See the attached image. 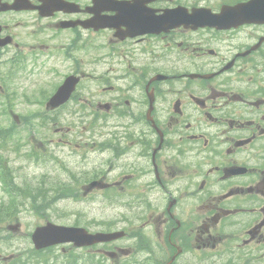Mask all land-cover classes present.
<instances>
[{
	"label": "flooded vegetation",
	"instance_id": "flooded-vegetation-1",
	"mask_svg": "<svg viewBox=\"0 0 264 264\" xmlns=\"http://www.w3.org/2000/svg\"><path fill=\"white\" fill-rule=\"evenodd\" d=\"M66 1L82 11L43 17L34 9L0 10V89L23 73L34 81L46 64L60 79L49 85L54 90L69 75L79 78L60 109L84 104L79 55L94 50V32L102 30L79 23L90 18L91 0ZM13 3L0 0V9ZM187 4L145 3L156 10ZM104 30L97 48L106 49L110 71L124 69L97 84L107 92L106 111L89 107L93 119L108 123V131L94 132L100 157L91 175L109 187V204H120L125 231L108 248L140 246L144 264L170 257V264H264V25L225 31L209 46L186 29L135 39ZM131 45L141 46L136 55ZM131 64L139 74L133 81ZM154 74L168 79L149 83Z\"/></svg>",
	"mask_w": 264,
	"mask_h": 264
},
{
	"label": "rangeland",
	"instance_id": "rangeland-1",
	"mask_svg": "<svg viewBox=\"0 0 264 264\" xmlns=\"http://www.w3.org/2000/svg\"><path fill=\"white\" fill-rule=\"evenodd\" d=\"M94 68H96V65L94 66ZM98 70L103 72L104 70H106V66L99 65L98 63ZM94 72L97 73V71L95 70ZM23 86L24 85L19 86V91H18L19 93L14 97V105H10V110L16 115L24 114V117L28 118L31 114H26V113H28L30 109H35V107L39 108L38 106L39 104H36L34 106L29 104V103L33 104L32 101L36 100L35 93L37 89L35 90L25 89V87ZM2 108L3 107L0 106V110H2ZM9 123H10V119H8V117L5 115L0 114V127L7 130L9 128L8 127ZM60 123L66 125L67 127L75 125L74 123H70L69 121L64 119ZM54 128H56V126H53V129ZM31 133H36V132H31ZM41 134H51V133H49L48 131H43ZM1 141H4L6 144H4L3 147L0 146V166L2 163L7 162L13 170V174L11 173L13 177L10 178L12 182H18L19 184H22L24 187L28 188L29 190L36 192L37 188L39 189L41 187L40 184H37L36 186V184L20 182L27 178L30 179L31 176L35 173H39L36 172L35 169H33L34 167L32 166L31 162L27 161V159H24V158H28L29 156L20 153V149L16 148L14 146L16 144L13 145L9 139L0 138V143ZM62 151L63 150L57 147V154L59 155V157L62 154ZM86 158L87 159L80 165V168L92 167L93 163L90 162L91 160L94 159L93 155L87 153ZM68 159L70 160V158ZM46 174H47V178L45 179L46 180L45 185H42V188H45V190L42 193V204H40L42 205V207H38L39 205L36 206L38 207L36 211V215L35 214L33 215V213L30 210H28V206L25 204L22 206H17L16 208L18 209V212H20V210L23 208L22 211L20 212V223L22 224L21 227L22 230L18 229L16 231H11L10 233H6L4 230L0 231L1 237L3 236L6 239H10V241L13 242L12 246H7L8 242H5L6 243L5 246L4 245L0 246L1 248H3L2 249L3 253L9 252L11 249L14 248V246H16L15 249L22 248L23 250L26 251V253H29L31 248H30L29 236L27 235V233L36 224H39L42 221H47V220L49 221L63 220L66 222L74 221L76 223L85 224L94 229V224L98 227H103V224L101 222L106 221L110 215L112 216L115 215L116 212L119 210L118 203L114 204L111 202L110 205L109 202L105 200L102 201L100 199H97L96 201L95 200L93 201L91 198L86 199L87 197L81 196V193H79L78 191H77L78 194H74V193L69 194L70 192L68 191H65V193L63 194L62 191L66 190V186H64L65 184L63 183L65 182L66 185H69V182L63 178L62 171L59 168L50 167V169H48ZM0 186H2L1 183ZM58 187L61 189L57 191L55 188ZM0 199H3L1 189H0ZM11 204L12 202H9L6 205V207H11ZM94 216L96 217L94 218ZM104 229L107 228L105 227ZM22 233H26V234L21 235ZM1 241L2 240H0V242Z\"/></svg>",
	"mask_w": 264,
	"mask_h": 264
},
{
	"label": "water",
	"instance_id": "water-1",
	"mask_svg": "<svg viewBox=\"0 0 264 264\" xmlns=\"http://www.w3.org/2000/svg\"><path fill=\"white\" fill-rule=\"evenodd\" d=\"M59 97V96H58ZM55 231H56V233L58 234V235H61V233L62 232H64V231H60V229H55ZM73 238H75V237H73ZM59 241H63L62 239H58Z\"/></svg>",
	"mask_w": 264,
	"mask_h": 264
},
{
	"label": "trees",
	"instance_id": "trees-1",
	"mask_svg": "<svg viewBox=\"0 0 264 264\" xmlns=\"http://www.w3.org/2000/svg\"><path fill=\"white\" fill-rule=\"evenodd\" d=\"M2 213H3L2 208H0V218L2 216Z\"/></svg>",
	"mask_w": 264,
	"mask_h": 264
}]
</instances>
